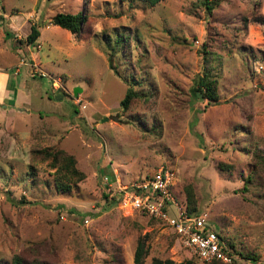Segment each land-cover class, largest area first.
Listing matches in <instances>:
<instances>
[{
  "label": "rangeland",
  "instance_id": "rangeland-1",
  "mask_svg": "<svg viewBox=\"0 0 264 264\" xmlns=\"http://www.w3.org/2000/svg\"><path fill=\"white\" fill-rule=\"evenodd\" d=\"M79 11V34L49 22ZM0 16V264L14 253L29 264H136L141 237V264H205L114 196L116 178L161 165L231 250L218 264H264V0H0ZM32 24L40 35L27 44ZM204 71L215 101L191 97ZM46 150L74 157L83 177L69 190Z\"/></svg>",
  "mask_w": 264,
  "mask_h": 264
},
{
  "label": "built area",
  "instance_id": "built-area-1",
  "mask_svg": "<svg viewBox=\"0 0 264 264\" xmlns=\"http://www.w3.org/2000/svg\"><path fill=\"white\" fill-rule=\"evenodd\" d=\"M105 179L108 186L111 182L108 176ZM176 179L173 169L161 165L145 178L128 184H120L116 178L114 196L122 209L144 212L171 227L197 259L231 262L233 254L222 236L204 215L189 211L186 198L174 192Z\"/></svg>",
  "mask_w": 264,
  "mask_h": 264
},
{
  "label": "trees",
  "instance_id": "trees-1",
  "mask_svg": "<svg viewBox=\"0 0 264 264\" xmlns=\"http://www.w3.org/2000/svg\"><path fill=\"white\" fill-rule=\"evenodd\" d=\"M145 3L146 6L152 7L153 5L159 3L160 1L163 0H140ZM206 5L208 2L205 3ZM207 9L210 10V7L207 6ZM86 13L84 11H79L77 13H69V12H57L53 14L49 20L51 24L57 25L61 28H66L68 29L71 33L73 34H79L81 32L82 26L84 25L86 21ZM2 16H0V20H2ZM2 27V25H1ZM4 35L7 38L8 34H10V31L5 30L3 28ZM40 35V30L37 25L32 24L30 26V32L26 36V43L27 44H34V42L37 41L38 36ZM116 44L112 45L111 49H114L115 47L119 46L121 47L124 42V34L121 35H116L115 38ZM10 81L9 75L7 76V81ZM8 81V82H9ZM192 85L190 87V94L193 100H212L215 101L217 99V94H216V87H215V82L208 76V74L204 71L202 75H196L194 79L192 80ZM11 84V83H10ZM7 89L10 92L11 96L16 95V90L12 87L10 88L9 83L7 84ZM136 96V92L132 89L129 88L124 94L123 98L120 100L119 105L123 107H127L129 102H131V99ZM14 99H11L10 101H13ZM45 157L50 159V165L55 166L56 161L58 162V168H63L66 169L69 172V179H71L70 182L67 184H59V189L63 191L69 190V187H71V182L77 179H81L83 177L82 172H79L77 169L74 168V157L73 156H68L66 153H64L61 150L57 151H52V150H46L44 152ZM60 163V165H59ZM59 172H61L59 170ZM108 179L111 181L114 179V176H108ZM185 196L187 197L188 200V209L191 212L198 213L194 207V202L195 199L192 196V193L190 191L185 192ZM147 244L145 237H141L137 241V245L134 247L133 250V260L136 264H141L143 261L144 256L146 255L145 253L147 252ZM232 246V244H231ZM252 259H255L254 256H251ZM219 259H213L211 261L205 262V264H218ZM10 264H29L28 262L25 261L24 257L21 254L14 253L12 256V259L10 261ZM40 264H46L43 261H41ZM148 264H195L194 261L189 258L185 259L182 261H175L171 258H159V257H152L151 262Z\"/></svg>",
  "mask_w": 264,
  "mask_h": 264
},
{
  "label": "water",
  "instance_id": "water-1",
  "mask_svg": "<svg viewBox=\"0 0 264 264\" xmlns=\"http://www.w3.org/2000/svg\"><path fill=\"white\" fill-rule=\"evenodd\" d=\"M79 91H80V88H78V87H75V88L73 89V92H74L75 95H76ZM106 119H107L106 117L103 118V120H106Z\"/></svg>",
  "mask_w": 264,
  "mask_h": 264
}]
</instances>
